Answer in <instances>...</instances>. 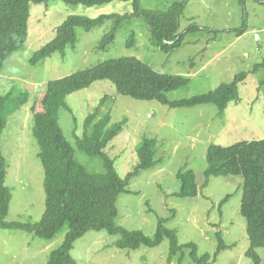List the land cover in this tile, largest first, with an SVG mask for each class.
<instances>
[{"label":"rangeland","instance_id":"obj_1","mask_svg":"<svg viewBox=\"0 0 264 264\" xmlns=\"http://www.w3.org/2000/svg\"><path fill=\"white\" fill-rule=\"evenodd\" d=\"M184 1L178 21L183 43L178 49L165 52L157 47L145 20L133 18L117 28L108 47L99 50L102 39L111 31L108 21L89 33L78 29L73 50L37 66L30 64L34 53L54 39L57 28L68 17L130 15L132 4L113 0L98 8L68 6L60 1L31 5L26 45L7 60L0 74V97L9 93L30 96L8 118L2 135L1 151L8 167L5 185L11 195L6 223H38L45 210L43 169L33 137V115L37 111L32 109L34 102L41 101V92L49 82L106 61L136 58L158 74L187 78L186 87L165 94L169 101H181L213 92L244 73L247 78L238 87L239 103L230 104L222 114L213 105L169 109L157 102L135 101L119 96L114 86L104 81L69 95V111L60 110L59 125L74 149L76 162L90 174L104 173L102 162L82 154L76 142L83 136L85 118L107 97L103 109L112 122L126 120L123 132L105 151L119 177L124 178L138 163L136 149L143 138L158 141L161 161L131 180L128 189L136 195L118 197L116 224L152 237L158 219H163L165 228L176 233L179 245L194 244L198 256L209 254L212 259L220 234L227 248L213 264H256L245 256L249 241L246 222L240 215L242 178L210 177L205 188L203 184L209 146L264 140V0H139L142 10L153 12H165ZM190 28L196 29L188 32ZM239 31L242 34H237ZM254 34L259 42L254 41ZM187 171L195 175L197 196L174 197L180 191L177 174ZM65 233L45 241L0 229V264H47ZM118 239L105 232H89L74 243L70 254L76 264H167L168 240L152 249L121 251L115 247ZM255 252L258 264H264V250ZM190 254L189 248L183 249L170 264H193Z\"/></svg>","mask_w":264,"mask_h":264},{"label":"trees","instance_id":"obj_2","mask_svg":"<svg viewBox=\"0 0 264 264\" xmlns=\"http://www.w3.org/2000/svg\"><path fill=\"white\" fill-rule=\"evenodd\" d=\"M60 1L68 6L98 8L113 0H0V74L7 60L23 49L28 37V22L31 5H46ZM132 4L130 15H102L96 19L83 16L68 17L56 30L54 39L34 53L30 64L37 66L52 56H65L78 42L77 30L89 33L93 29L111 22V31L104 36L98 49L108 47L115 38L119 26L133 18H143L150 30L155 45L165 52L181 47L183 35L178 32L179 18L184 2L173 4L165 12L144 11L139 0H122ZM190 28L188 32L195 31ZM186 32V33H188ZM237 34H242L239 31ZM247 78L237 75L228 85H222L213 92L188 100L169 101L165 94L186 87L187 78L156 73L136 58L103 62L95 67L77 72L71 76L49 82L40 99L34 102L32 110L33 137L38 146L37 158L43 169V191L45 210L38 223H6L11 201L10 191L5 185L7 164L1 151L2 135L8 118L30 99L28 94L0 97V229L28 234L40 240L50 241L66 232L62 244L53 250L47 264H76L70 252L74 243L89 232H105L118 236L115 243L118 250L134 251L140 247H158L164 240L170 244L167 264L183 249H190L193 264H213L217 255L227 247L221 235H217L218 247L214 258L209 254L198 256L194 244L181 246L176 233L165 228V220L158 219L157 229L152 237L140 231H129L116 224V202L120 195L132 193L128 186L140 172L160 165L158 141L143 138L137 146L138 163L120 178L114 161L105 152L123 132L126 120L113 123L111 115L103 108L104 97L93 113L83 123V136L77 139V149L87 157L98 158L104 168L102 174H90L75 160L72 145L65 138L60 125V110H68L69 95L89 89L98 82L112 84L119 96L141 102H157L169 109H189L213 105L218 113H224L230 104L240 101L238 87ZM40 104V105H39ZM39 105V106H38ZM38 106V107H37ZM39 108V109H38ZM160 148V147H159ZM109 152V151H108ZM207 168L204 172V188L210 177H241L242 200L240 215L246 222L249 249L245 256L256 264L260 259L256 250H264V140L246 141L230 147L209 146L206 154ZM192 171L179 172L180 191L177 198H195L197 185ZM219 203L220 208L228 200Z\"/></svg>","mask_w":264,"mask_h":264},{"label":"built area","instance_id":"obj_3","mask_svg":"<svg viewBox=\"0 0 264 264\" xmlns=\"http://www.w3.org/2000/svg\"><path fill=\"white\" fill-rule=\"evenodd\" d=\"M253 38H254L255 41H259V36L257 34H254Z\"/></svg>","mask_w":264,"mask_h":264},{"label":"clouds","instance_id":"obj_4","mask_svg":"<svg viewBox=\"0 0 264 264\" xmlns=\"http://www.w3.org/2000/svg\"><path fill=\"white\" fill-rule=\"evenodd\" d=\"M254 39V38H253ZM255 41V40H254ZM257 42V41H256ZM259 42V41H258Z\"/></svg>","mask_w":264,"mask_h":264}]
</instances>
